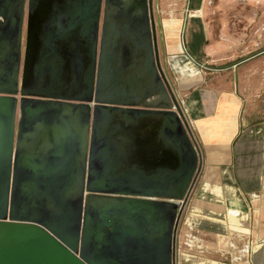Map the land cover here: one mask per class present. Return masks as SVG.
I'll return each mask as SVG.
<instances>
[{"label": "water", "instance_id": "obj_1", "mask_svg": "<svg viewBox=\"0 0 264 264\" xmlns=\"http://www.w3.org/2000/svg\"><path fill=\"white\" fill-rule=\"evenodd\" d=\"M24 1L0 0V33L9 35L0 42L12 52L0 73V102L13 106L0 162V264H175L176 232L202 156L161 64L153 0H91L85 81L66 104L49 91L70 88L33 95L18 87ZM14 96L23 121L30 107L80 112V135L61 137L38 182L30 162V182L10 183ZM113 127L156 128L160 147L147 144L143 160L125 162L110 148ZM72 148L77 162H64ZM16 165L18 174L24 164Z\"/></svg>", "mask_w": 264, "mask_h": 264}, {"label": "crops", "instance_id": "obj_2", "mask_svg": "<svg viewBox=\"0 0 264 264\" xmlns=\"http://www.w3.org/2000/svg\"><path fill=\"white\" fill-rule=\"evenodd\" d=\"M200 4L153 0L152 10L162 67L202 156L177 228L175 264H264V48L238 57L223 50L225 56L213 57L218 48L202 26ZM93 7L95 12L91 0L24 1L18 87L33 95H42L43 88H70L49 93L61 96L62 104L75 102L89 60ZM8 36L0 33L2 39ZM198 37L200 46L192 55L188 46ZM7 46L0 42V73L11 63ZM185 61L194 65L196 77L178 75L173 65ZM18 99L14 96L10 129V183L30 182V162L38 182L61 137L80 135V112L66 105L30 107L23 121ZM9 107L11 102H0V162L4 152L8 156ZM70 151L64 162H77L75 149ZM16 162L24 164L18 174Z\"/></svg>", "mask_w": 264, "mask_h": 264}, {"label": "rangeland", "instance_id": "obj_3", "mask_svg": "<svg viewBox=\"0 0 264 264\" xmlns=\"http://www.w3.org/2000/svg\"><path fill=\"white\" fill-rule=\"evenodd\" d=\"M199 1L192 0L193 6H197ZM257 1L201 0L202 5L200 4L199 10L202 14L199 16L202 26L205 33H208L213 40V45L218 48L213 57L218 59L225 56L223 50L238 54V57L255 49L264 48V22H262L264 9L257 4ZM163 10L166 11L167 8ZM164 11L163 15H165ZM183 33L185 34V31ZM186 39L189 40L187 33ZM190 41L191 45L188 48L193 55L200 46L201 40L198 37Z\"/></svg>", "mask_w": 264, "mask_h": 264}, {"label": "flooded vegetation", "instance_id": "obj_4", "mask_svg": "<svg viewBox=\"0 0 264 264\" xmlns=\"http://www.w3.org/2000/svg\"><path fill=\"white\" fill-rule=\"evenodd\" d=\"M145 128L134 129L130 127L125 128H111L109 134L110 148H114V152L122 158L125 162L141 161L144 158V147L147 144L154 145L156 148L160 147L159 130L153 128V132L146 133ZM121 141L123 143L121 144Z\"/></svg>", "mask_w": 264, "mask_h": 264}, {"label": "bare ground", "instance_id": "obj_5", "mask_svg": "<svg viewBox=\"0 0 264 264\" xmlns=\"http://www.w3.org/2000/svg\"><path fill=\"white\" fill-rule=\"evenodd\" d=\"M173 67L179 73L178 75L184 78H194L198 75V72L196 71L194 65L191 64L189 61L178 63V67L176 66V64H174Z\"/></svg>", "mask_w": 264, "mask_h": 264}, {"label": "built area", "instance_id": "obj_6", "mask_svg": "<svg viewBox=\"0 0 264 264\" xmlns=\"http://www.w3.org/2000/svg\"><path fill=\"white\" fill-rule=\"evenodd\" d=\"M257 4L262 8L264 9V0L262 1H257ZM185 115V114H184ZM190 126V125H189Z\"/></svg>", "mask_w": 264, "mask_h": 264}]
</instances>
